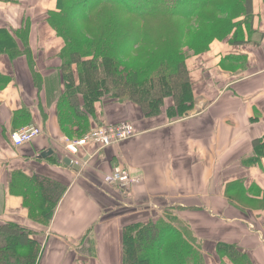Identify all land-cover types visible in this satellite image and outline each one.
Instances as JSON below:
<instances>
[{
	"label": "crops",
	"instance_id": "1",
	"mask_svg": "<svg viewBox=\"0 0 264 264\" xmlns=\"http://www.w3.org/2000/svg\"><path fill=\"white\" fill-rule=\"evenodd\" d=\"M249 1L245 42L214 40L185 60L194 104L173 119L164 110L147 116L118 99L79 112L74 105H82V95L65 87L60 69L63 40L45 21L57 0L0 1V23L16 29L24 14L30 18L29 47L41 80L37 87L25 56L0 54V73L12 77L0 89V224L30 231L40 246L37 264H120L122 227L154 220L157 208L172 209L189 225L204 264H219L217 242L264 264V154L252 161L254 140L264 145V0ZM125 120L136 128L131 139L102 149L88 144L76 156L66 152L65 137ZM31 124L42 134L20 147L8 142L12 131ZM115 167H130L140 182L123 194L102 184ZM16 172L65 188L49 223L31 216L25 198L11 190Z\"/></svg>",
	"mask_w": 264,
	"mask_h": 264
},
{
	"label": "trees",
	"instance_id": "2",
	"mask_svg": "<svg viewBox=\"0 0 264 264\" xmlns=\"http://www.w3.org/2000/svg\"><path fill=\"white\" fill-rule=\"evenodd\" d=\"M0 1L20 3V0ZM229 1L57 0L55 9L47 11L45 21L64 43L59 57L65 87L82 95L83 109L89 113H93V103L101 97L102 85L109 83L115 90V98L134 102L147 116L157 114L161 99L169 95L173 104L165 111L166 115L172 119L182 117L194 104L185 64L187 51L183 47L200 54L212 41L227 36H209L205 47L198 44L207 36L204 26L211 25L214 11L223 16L227 27L231 26L233 12H242L244 22L250 17L249 0H234L232 6ZM30 31L31 21L26 14L16 29L1 22L0 54L11 60L25 56L35 85L40 87L29 47ZM230 41L245 42L242 37ZM143 47L146 50L141 54L147 61H136L137 49ZM87 69L92 73V83L87 78ZM75 75L79 78L77 84ZM11 78L0 73V89ZM140 83L145 84L142 92L136 90ZM8 138L12 146H22H15L10 134ZM253 145L257 152L252 160L255 163L259 154H264V145L261 139L254 140ZM11 190L25 198L31 216L47 224L57 194H62L65 188L47 178L16 172L12 175ZM171 210L165 209V215L156 220L130 222L122 227L120 264H204L201 246L189 225ZM30 234L15 223L0 224V264H37L40 246ZM215 252L219 264H227L223 258L230 264H252L235 244L217 242Z\"/></svg>",
	"mask_w": 264,
	"mask_h": 264
},
{
	"label": "built area",
	"instance_id": "3",
	"mask_svg": "<svg viewBox=\"0 0 264 264\" xmlns=\"http://www.w3.org/2000/svg\"><path fill=\"white\" fill-rule=\"evenodd\" d=\"M42 129L36 125H26L14 130L10 134L11 141L15 146H20L30 142L42 134ZM136 134V128L131 122H121L117 124H103L91 128L80 138H64L63 145L69 154L76 156L82 147L93 144L98 149L118 145L131 139ZM102 182L106 186H120L123 188L133 186L140 182L141 176L130 167H115L110 172L105 173Z\"/></svg>",
	"mask_w": 264,
	"mask_h": 264
},
{
	"label": "rangeland",
	"instance_id": "4",
	"mask_svg": "<svg viewBox=\"0 0 264 264\" xmlns=\"http://www.w3.org/2000/svg\"><path fill=\"white\" fill-rule=\"evenodd\" d=\"M233 3H234V0H230L229 6H232ZM231 17H232L231 26L227 27L226 24L224 23V20L222 19L223 16L220 13L214 11L211 14V25H209V23H207V25L204 26V29H206V32H207V36L203 40L199 41L198 44L202 47H205L209 41V39H208L209 36H225V35H227L224 39H229V40L243 36V28L247 29V23H248L247 20L245 22L243 21L244 20L243 13L240 11L233 12ZM137 50L131 52V53H134L137 51L136 61H139L140 59L147 61L145 55L141 54L143 51L146 50V48L145 47L138 48ZM183 50L185 52L187 51L186 52L187 57H189L190 55H196V54H194L195 50L193 48L188 49V47L185 46V47H183ZM187 57H186V59H187ZM87 78H88V80H91V83H92V81H94L92 73L88 69H87ZM76 79L79 80L78 75H76ZM144 86H145L144 83H140L139 86L136 87V90L142 92V89L144 88ZM101 88H102V90L99 91V96H101V97L94 102L104 103L107 100L117 99V98H115V95H114L115 90L113 87L111 88V86H109V83H104ZM123 100H126V99H123ZM123 100H120V101H123ZM172 101L173 100H172L171 96L165 95L161 99V101H160L161 103L158 105V107H159L158 111L161 112L164 110V112H165L167 110V108L172 105ZM82 102H83L82 105L81 104L80 105L75 104L76 106L74 105V107H76V109L79 110V112H80L81 107L85 108L84 100H82ZM125 122H130V121L125 120ZM111 124H117V123H111ZM86 133L82 134L81 136L85 135ZM102 184H104V183L102 182ZM115 186L118 188L117 190H118L119 194H123V192L121 191L123 189L117 185H115ZM123 209H125V208H123ZM163 210L157 208V211H156L157 217L154 220H156L158 217L165 215V212ZM79 258L80 257H78V259Z\"/></svg>",
	"mask_w": 264,
	"mask_h": 264
},
{
	"label": "water",
	"instance_id": "5",
	"mask_svg": "<svg viewBox=\"0 0 264 264\" xmlns=\"http://www.w3.org/2000/svg\"><path fill=\"white\" fill-rule=\"evenodd\" d=\"M51 153H52V150L51 149H48V150L42 152L41 153V156H46L47 154H51ZM65 162L68 163V164H70L71 163V160H69V159L66 158L65 159ZM72 166L75 167L76 169L79 168V166L78 165H75V164H72Z\"/></svg>",
	"mask_w": 264,
	"mask_h": 264
}]
</instances>
